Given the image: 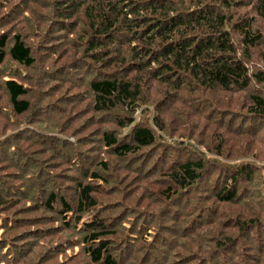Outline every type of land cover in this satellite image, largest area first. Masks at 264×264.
<instances>
[{
    "label": "trees",
    "instance_id": "trees-1",
    "mask_svg": "<svg viewBox=\"0 0 264 264\" xmlns=\"http://www.w3.org/2000/svg\"><path fill=\"white\" fill-rule=\"evenodd\" d=\"M1 1L16 17L0 31V69L33 70L41 59L46 70L53 56L71 67L40 71L55 84L50 102L14 77L0 83V264H264V143L255 150L261 131L251 123L264 117L254 90L264 71L247 66L259 48L264 62V0ZM96 70L85 97L61 85ZM249 91L244 103L229 99ZM149 101L170 117L165 127L155 115L154 128L179 122V134L159 141L133 124ZM85 113L113 116L114 132L81 133ZM151 221L163 230L157 252L139 246L130 258ZM21 235L27 261L12 258Z\"/></svg>",
    "mask_w": 264,
    "mask_h": 264
},
{
    "label": "rangeland",
    "instance_id": "rangeland-1",
    "mask_svg": "<svg viewBox=\"0 0 264 264\" xmlns=\"http://www.w3.org/2000/svg\"><path fill=\"white\" fill-rule=\"evenodd\" d=\"M17 1L18 0H13L11 5L17 3ZM2 3L3 2L1 1L0 2V7H4L5 6V3H3V4ZM46 13H47V10L46 11H41L38 14V17L44 20V18L46 17ZM244 13L245 14H248L249 12H244ZM7 14L10 15L8 20H3V21L0 20L1 21L0 22V25H2L1 26L2 28H0V31H6L7 29L12 28V24H8V23H10V21H12V19H14L16 17V15L15 14H12V12L9 10L8 6H7V8H5V10H0V16L7 15ZM23 15H24V17L26 19H30V17L28 16V14H26L25 12H24ZM251 17H253V16H251ZM5 22H6V24H4ZM44 23H43V26H44ZM14 27H16L17 29H22L21 24L14 25ZM25 30L27 31V27L25 28ZM24 33H25V35H27L26 32H24ZM25 35H24V37H25ZM231 36H232L233 41H234L235 36L233 34ZM9 37L11 38L12 35L9 34ZM26 37H25L26 40L29 38L28 41L31 44V46H33L32 47L33 49L38 48L37 47V41H38L37 39L38 38H37L36 35H33L31 33L30 35H27ZM55 38H57V36H55ZM56 43H58V41H56ZM255 51L257 52L258 56H260L261 49L259 48L258 50H255ZM258 56L257 55H253L251 57V59H249V61L247 62V66H248V69H249V73L250 74H252L254 71H257V70L264 71V62L261 61L260 58H258ZM52 59L54 60V65L51 66V67H49V68L47 67L46 70L57 69L56 74H58V75H56V77H59L60 76L59 70L60 71H64L67 67H71L70 64L63 65V62H60L55 56H53ZM35 66L36 67L33 70H30V69H25V68H23L21 66H17V65H13V64L11 65V63H9V64H7L6 66H4V67H2L0 69V83L2 81H5L7 79H10V77H14V78L17 79L18 82L24 81L25 84H27L30 88H32L31 91L33 93H35V95L37 93L38 94L39 93H46V96H44V97H45L46 101L50 102L49 99H51L53 97V95H54V92H52V91L54 89L53 87H54L55 84L47 76L44 79H43V75H41V77H39V75H40L39 73H40L41 70H43L44 73L46 71L45 69L42 68L41 59H37V62H36V65ZM79 71H77L76 73L74 72L75 74H70V76L72 75L73 77H68L66 75H63V78H61V79H63L64 83H62L63 81H61V80H60V82H61V85H62L63 88L64 87H67L70 84V87H71L70 90L76 91L75 93L82 94V95H80L78 97H85L84 94L88 90V87H87L88 81L91 80V79H93V76H95L96 74L98 75L100 72H97V70H96V72H90V71H88V72L84 73V75H83L82 78L76 79L77 78L76 75H78L80 73ZM46 73H49V72L46 71ZM69 73H71V72H69ZM72 78H73V80L75 82H71L70 83L69 81H71ZM37 79H39V80H37ZM77 80H80V81L78 83H76ZM257 87L258 86H255L254 87V90H258V91L259 90H262L264 92V85L261 86V87H258V88ZM1 91H2V89H1V84H0V92ZM3 92H4V90H3ZM251 92L252 91L244 92V93L233 94L232 96L229 97V99L231 100L233 98L234 100H239L240 102L244 103V102L247 101L248 94L251 93ZM33 97H35V96H33ZM147 98H148V96H146V99ZM154 98H155V93H154V91H151L150 92V100H153ZM168 100H170V99L169 98H167V99H161V98H159V100H158L159 101V105H163V108H166L167 106L171 105V103L174 102L173 100L172 101H168ZM175 106H178V105L175 104ZM155 108L156 107H153L152 104L150 103V101H149V103L146 106L137 107L138 110L135 113L136 115L133 112L132 113V117H131V118H134L135 119V121L133 122V124H137L138 122H140V123H144V124L150 125L153 130L155 129L154 132H155L156 138L159 137V141H166V140H168L169 137H173L177 133L179 134L181 132L180 129H177L176 130L177 132L174 133V128H180L179 127V122L174 127L168 129V133H166L164 131H162L163 133H161L158 128H154V124L152 122H153V119H154L155 115H159V116L163 117V121L164 122L163 121L162 122L165 125V127H167L166 124L170 120V117L168 115H165L162 112H157L156 109H158V108H156V109ZM4 109L6 111V114L9 115V117H10V119H8V121L11 120V118H12L11 112L8 111L6 108H4ZM217 109L219 110L221 108H217ZM142 111H145V112L142 113ZM226 112H228V111H226ZM115 113L118 114V112H115ZM241 113H243L242 115H245V112H241ZM65 115H68V113H65ZM90 115L92 116L93 121L86 122L87 119H88V117H90ZM225 115L226 114H224V116ZM112 117L113 116H106L105 114H102V113H91V114L85 113V114H83L80 117V119L78 120L77 123H79L80 121L81 122H84V125L86 126V129H85V131H83L81 133H85L86 135L88 133L89 134L91 133L92 139L95 140V136H94L95 133H102L104 131H112V132H114L115 126H113V124H112V121H113L112 120ZM61 122H62V120L60 121V117H59L58 114H54L53 116H51L50 123H52L54 125H60ZM251 123H255L256 125L259 124L258 125V128H260V131H261V132H259L260 134L257 135V137H256L257 141H256L255 146H254L255 147V150H257L261 146V144L264 143V117L262 119H260L258 122H254L253 120H251ZM199 126H200V128L202 127L201 125H199ZM51 127L54 128L53 125H51ZM70 127H80V126L79 125H76V124H73ZM22 129H24V127H22ZM129 129H130V127L129 128H124L122 132H124V134H125L127 132V130H129ZM52 134H54V130H53V133ZM162 134H165V135H162ZM168 134H169V136H166ZM70 140H73V139L70 138ZM183 141L188 142L185 139H183ZM155 154H157V153H155ZM14 160L17 161V162H19L20 164L23 161V159L20 158V157H15ZM248 160L253 161V159L251 157H248ZM146 183H144V184H146ZM156 188L157 187L154 186V189H156ZM153 209H154V212L157 211V209H155V208H153ZM144 219L146 221V218H144ZM124 221H125L124 222L125 227H129L131 225L132 218H127V220L124 219ZM153 221H151V223L149 224L150 227H148V229H147L148 232H143L142 233L144 241H142V242L140 241L139 242L137 240L136 243L133 245L134 248L130 250V258H132V257H134V255H136L135 253L138 252L139 246H141L142 249L146 248L147 250H149L147 252H150V253L157 252V248L156 247H157L158 244L161 243V239H162L161 236H158L157 237V233H160L161 234V233H163V230L161 231L159 229V226H158L159 224H155ZM160 221H165V218H160ZM10 223L12 224V221H10ZM165 226H167V225L165 224ZM1 233H2V231L0 230V237H1ZM23 237H25V236L24 235H21L19 238L14 239L11 242L12 244H11L10 247L13 249L12 250L13 257L12 258L15 257L16 251H19L21 257L24 258L23 260L24 261H27V260H29V258H32V257H30V256H28V255H26L24 253V249L26 247H25V245L22 244V240L21 239ZM153 241H154V243L151 244ZM238 246H241L242 248L245 247V246H242V243L240 241L238 242ZM166 247H168L167 244H166ZM252 249H254V251H252L250 253L252 255H254L255 257H257V256L260 257L259 252H258V246L252 247ZM158 250H159V248H158ZM255 250H257V252ZM174 251H176V252H174ZM169 252H174V253H176V255L179 254V253H177L178 250L177 249L174 250L172 246L170 247ZM77 253H78V248L75 247L73 254H77ZM120 259H123V258L121 257ZM172 260H173V258H170L169 259V261H172Z\"/></svg>",
    "mask_w": 264,
    "mask_h": 264
}]
</instances>
